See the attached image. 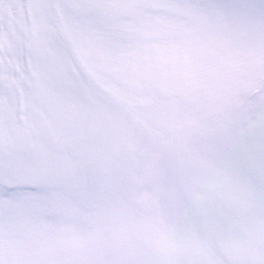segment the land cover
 <instances>
[{"label":"snow or ice","instance_id":"1","mask_svg":"<svg viewBox=\"0 0 264 264\" xmlns=\"http://www.w3.org/2000/svg\"><path fill=\"white\" fill-rule=\"evenodd\" d=\"M0 264H264V0H0Z\"/></svg>","mask_w":264,"mask_h":264}]
</instances>
